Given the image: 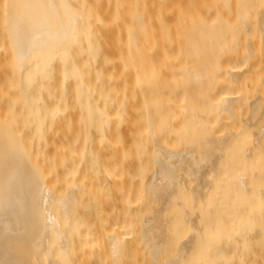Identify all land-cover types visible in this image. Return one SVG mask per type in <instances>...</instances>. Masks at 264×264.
<instances>
[{
  "label": "bare ground",
  "instance_id": "bare-ground-1",
  "mask_svg": "<svg viewBox=\"0 0 264 264\" xmlns=\"http://www.w3.org/2000/svg\"><path fill=\"white\" fill-rule=\"evenodd\" d=\"M21 1L27 6L30 5L28 0ZM41 1L38 5L41 6L42 3L45 5V8L43 6V9L42 7L40 9H45L44 17H49V20L45 22L53 23L51 25L46 23L51 29L46 27L47 25L44 27L40 21L39 24L42 26H37L36 21V23L31 22L33 25L36 24V27H32L28 17H26L27 23L29 22L32 27L30 30L19 22L24 21L25 17L16 21L18 14L25 13L23 11L22 14L20 8L27 9L26 13H29V7L30 12L32 9L36 11V4H31L36 8L35 6L25 8L18 3L20 6L17 5L19 8L17 11H15L16 6L13 10L11 5L6 12L8 26L6 30L10 37L8 48L12 51L10 57H13L11 60L15 77L13 80L17 85L15 91L19 93L15 94L20 95L21 98L18 99L21 101V103L18 101V104L19 107L21 105L22 110L18 111H22L23 116L20 115V117L26 118V124L22 122L25 125L28 124L30 127L28 129H31L34 135L30 137L32 136V141L36 138L37 143L40 140H48L46 138L48 124L58 114L57 110H54L56 108L48 103L49 97H56L57 101L53 98L55 101L52 99L53 102L50 103L58 106V101L63 100L64 95H69L64 94V90L68 92V86L72 84L73 87L70 88L73 89L74 98H71L73 97L71 94L69 98L73 101L77 97L75 100L77 103L74 106V102L70 100V104L73 105H69V108L77 107L81 100L78 88L81 87L82 76L80 75L83 74L79 65H84V62L80 64L81 55L79 56L77 49L81 50L80 48L83 47L78 44L77 39L87 32L82 26V29L81 27L77 29L81 16L70 17L72 11L68 8L66 11H70L69 19L66 20L68 15L63 18L65 7L72 6L69 3L70 0L64 1L68 5L61 0L65 5L63 8H61L60 0H58L60 8L53 7L54 10L58 8L59 15L63 19L66 18L65 22L59 17L58 11H55L57 13L55 17L56 15L47 8L50 2L55 5L58 1L55 0L52 3V0H48L50 2L47 4L45 0L42 3ZM32 2L34 3V0ZM240 2L237 4L232 20L220 13L221 15H217L213 23L206 19L201 20L196 23L193 31L187 33L186 45L188 44V49L191 48L189 51L186 49L190 61L187 63L189 59L186 57V64L180 68L181 74L183 73V82H181L183 86L180 89L184 88L183 94H186H184V106L181 104L185 123L183 119V131L180 135L182 137L179 138V142L172 143L169 140L160 139L161 125L156 126V123L153 125V120L149 118L147 133H151L148 137L152 138L150 150L152 165L144 187L148 209L139 227L141 243L148 254L147 257L144 255L147 258L144 260L149 259L148 263L144 261L146 264H264V64L259 61L260 48L256 42L257 39L264 41V9L259 8L253 11L252 0ZM9 9H11L10 14ZM74 10L73 15L75 12L80 15L77 8ZM38 12L37 15L36 12L34 13L36 18L42 14ZM8 16H16V19ZM34 16L32 14L30 17ZM73 17L77 22L70 23ZM142 18L141 11L134 13L135 26H131L129 35L131 58L137 59V62L138 54L135 59L136 52H133L135 49L141 51V46L137 45L138 40H141L143 36L139 30L144 32V28L143 30L139 28L143 24ZM9 19L16 21V25L19 23L23 25L22 28L15 26V23L10 25L12 22ZM57 19L60 21L57 22ZM82 23L84 22L81 21ZM65 24H68V28L64 27ZM74 24L78 26L74 27ZM94 27L91 31L89 29L92 40L96 39L92 35ZM211 29L214 30L211 31ZM77 30H84V33ZM212 33H215L214 36ZM210 34L212 40L209 37ZM138 36L141 39H138ZM83 37L86 40L87 36ZM207 38H210L208 44ZM81 44L83 45L84 42ZM205 44L210 47L208 48ZM84 49L83 51H86ZM90 51L93 52L89 55L86 51L87 55L89 57L94 55L92 58L94 60L96 45L92 46ZM140 53L143 55L142 52H139V55ZM228 55L229 58L232 56L231 60H234L235 55L238 58L239 62L235 59L238 64L233 60L230 61L227 58ZM89 57L86 56V60L90 59L88 61L91 63V57ZM4 58V61H7L5 64H8L10 58H7L8 60ZM227 59V62L231 64H223ZM83 60L86 61L85 57ZM90 63V67L86 65L89 72ZM137 64L139 65V62ZM10 68L11 66L9 70ZM140 71L138 72L141 75L145 70ZM84 72H87L86 80L88 71ZM13 76H9L10 79ZM88 84L89 89L90 83ZM54 88L56 92L59 91L56 96H54L55 91L54 95L52 93ZM64 102L66 104L68 101L64 100ZM64 102L60 101V104L64 105ZM64 110L68 109L63 108L62 111L65 112ZM12 122L3 119L0 114V264H92L89 259L85 261L87 257L85 259L84 255L87 252H84L85 247L80 242L82 236L80 234L84 232H80L83 227H80V224L83 220H80L81 210L78 211L77 206L78 202H81L79 199L82 198L79 197L80 192L77 193L76 190L83 184L72 182L71 185L67 184L68 188L65 190L63 186L64 191L58 190L59 184H56L58 185L56 187L53 183L56 181L53 174L56 173L59 163L55 166L53 164L55 171L51 164L49 165L53 170L48 167L50 169L47 170L48 172L44 166L40 167L41 164L50 163L48 162L50 158L46 159L49 153L46 154V151L41 150L45 154L43 155L45 160L38 154L40 153L38 150L37 154L33 152V155L32 146L37 144L33 145L35 142H32L30 137L27 141L23 134H20L24 131L19 133L18 127L15 129L16 126L20 128L19 124L22 122L19 121L16 126L12 125L14 124ZM39 157L47 162L40 163ZM52 172H54L52 174L54 181L49 175ZM58 175L57 173L56 179ZM115 229L111 230L112 233L109 231L107 236L113 258L115 255L117 257V254L123 256L119 255L123 250L121 243L123 244L125 239L121 236L126 233L123 232L124 228L116 229V232L119 229L123 230L122 234L115 233ZM85 234L87 236V233ZM82 241L84 242V239ZM87 251L91 253L90 250ZM119 261L124 262L122 259Z\"/></svg>",
  "mask_w": 264,
  "mask_h": 264
},
{
  "label": "crops",
  "instance_id": "crops-1",
  "mask_svg": "<svg viewBox=\"0 0 264 264\" xmlns=\"http://www.w3.org/2000/svg\"><path fill=\"white\" fill-rule=\"evenodd\" d=\"M9 1H11L12 4ZM13 1L14 0H0V94L4 93L8 87H14L17 89L16 81L13 80V79H15V77L13 76L14 71L12 70L13 65H12V61H11L13 57H10V56H12L10 53L12 51H10L9 50L10 48H8L10 46L9 45L10 37H8L9 35L7 34V30H6L7 29L6 28V26H7L6 25L7 24L6 12H7L8 8H11V5H12V9L15 10V8H16L15 11H17V9H19L17 5L20 6V4L25 6V8L31 6V4L37 5V8L35 5L31 6V8L32 7L34 8V6H35L36 11H34L35 9H32V11L30 12L31 9L29 7V9H28L29 13H26L27 9L25 10L24 8H22V9L20 8V12L22 13L23 11H25L26 14L22 13L24 16L21 14H18L19 17H17V19L15 18L17 16V14H15V13H13L16 15L15 17L10 16L11 19L15 18L16 21L25 17L24 21L21 20L19 22L21 24H24L26 26V28L28 27L29 30L32 29V27L35 26L36 24H37V26H39L40 25L39 21L44 27L47 24H50V25L53 24L51 21H50L51 23L49 21L45 22V21L49 20L48 19L49 17L48 18L44 17L43 11L45 9L41 10V9H43V6L45 8V5L42 3V2H44V0H42V1L40 0L42 3L41 6L38 5V4H40V1H38V0H34V3L32 2V0H30V1L28 0L27 2L28 3L30 2V5H28V6L25 3H22L21 0H18V2L15 0L14 1L15 3H13ZM19 1H21V3ZM23 1L26 2V0H23ZM53 1L55 2V0H52V3H53ZM57 1L58 0H56V2ZM64 1L65 0H62L63 3H66V5H68L67 4L68 1L67 0H66L67 2H64ZM47 2H48V0L47 1L45 0L46 4H47ZM60 2H61V0H60ZM60 2L59 1L57 2L58 5H56L57 3L55 5L53 3V5H52L51 2H50V4H47L48 6L46 5L47 8L50 9V12L52 11V13H54V15H56L55 17H57V13L55 11H58V15L60 14L59 10H58V8H60V7H58ZM62 2H61V6H62L61 8L65 7V5ZM163 2H164V0H139L137 3V8L139 11H141L142 17H143L142 18L143 24H141V25L139 24L142 27H139V28H141V30H143V28H144V32H140V30H139L140 34L143 33V34H141V35H143V36H141L142 39L140 38V36H138L139 37L138 39H141V40H138L137 46H141V51L140 50L137 51L135 49V51L133 53L136 52L135 53L136 56L134 55L135 59H136L137 54H138L137 58H139L138 62H139L140 68H139V65L137 64L138 63L136 61L137 59L132 60L133 57L131 58V56H132L131 49H129L128 53L125 55L122 53L117 54L115 51L112 52V54H110L109 50H107V56H106L107 60L108 59H113V60L116 59L119 61H122V59L126 60V63L128 66L127 86L129 89H131V87L133 85H135L137 82H144L147 84V87L144 90L138 91L135 93L134 99L131 98L132 95L130 92V94H128V96L130 98L128 101L125 102L124 106H122L121 102H119V99L116 98L117 92L122 91V89H123L122 85L110 86V84L108 83V80H107V76L109 74L116 75L117 73H120L122 71V65L123 64L120 62L116 71H112V69L108 65L105 66V26H104L105 25V14H104L105 3H104V0H91V12L90 13H89V0H70L69 3H71L72 6H67V7H65L66 9L64 8L65 10L63 12L65 14H63V18L68 15V17H66L67 19L65 18L66 20L69 19L70 11L73 12V10L77 8V11L78 12L80 11V15H78V13H76V12H75V15H73L71 12L70 17L76 16L77 18H79L81 16V18H83V20H80L81 18H79L78 25L79 24L80 25L78 26V25L74 24L73 26L74 27L78 26L77 29H79V27L82 26L83 29H86V31L88 32V33L87 32L84 33V30H82L83 32L80 30L82 33L85 34V35L84 34H81V35L87 36V38L85 37L86 40H84L83 39L84 37L80 35L81 38L79 37L77 39L79 41L78 44L83 47V48H80L81 50L77 49L79 56L80 55L82 56V57L80 56V58H81L80 64H82V62H84V65H79V67L81 66L80 69L82 70V74H83L80 76H82V78H84L83 80H85V78H86L85 76L87 73L84 71H88V75H87L88 77L86 79L88 81L85 80L84 81V82H86V84H85L81 78V83H80L81 87L78 88L81 91V93H80V91H78L79 97L81 96L80 97L81 100L79 99L80 101L77 104L79 107L77 105H76L77 107H74V108L78 109V113H79V141H80L81 156H83V154H84V144H86L85 145L86 152H87V154H90V156L93 158L95 151L97 150L99 142L104 141L105 138L107 140H111V141H116V140L121 139L123 141L128 142V145H131L134 140L139 138L137 136L140 134H147L150 137L151 133L150 134L147 133V132H149V128L147 129L148 123H150L149 118H151V120H153L152 121V123H154L153 125H156V124H157L156 126L161 125L160 126L161 133L159 134L161 137L160 139H162V140L165 139L166 141H168V140L169 141L170 140L176 141L182 137V136L180 137V135H182V132L180 131L179 133H177V130H176L177 126H183L185 123V118H183L184 115H182V113H183V106H184L183 103L185 100L184 94H186V93L183 94L184 88L180 89L183 86V85H181V82H183L182 81L183 73L181 74L182 71L180 70V68L186 64V61H187L186 57H188L187 59L190 58V56L188 54H186V52H187L186 49L189 51V49L191 48V47L189 49L187 48L188 44L186 45V43H187L186 39L188 37H186V36H187V33H189L191 30L192 31L194 30L195 24L188 26L187 22H189V20H194L198 17V15H196V0H166L165 3H163ZM9 3H10V7H9ZM18 3H20V4H18ZM207 3L209 5V7L211 8V11L207 16V21L210 23H213L216 19L215 0H207ZM174 4H176L178 6L176 13L174 15H166L165 10L171 8L172 5H174ZM54 6L58 7V8H56V10H54V8H53ZM205 6H206V1L204 0V2L202 3V6L199 5V11L201 10V12H203L204 16H206ZM13 7H15V8H13ZM38 7H39V9H40V7H42V8L39 10ZM67 8L70 11H66ZM71 8H73V10H71ZM9 10H10V12H9V14H10L11 9H9ZM46 10H48V9H46ZM35 12H36V15H37V12L39 14L42 13L41 15H38L39 16V17H37L38 19L36 18V15L34 14ZM66 12H69V13H66ZM31 13L33 14V16L35 15L33 18L30 17V16H32ZM45 13L47 14L46 11H45ZM28 15H30V16H28ZM42 15H43V17H42ZM89 15H90V17H89ZM26 17H28V19L30 18L29 19L30 23L31 22L36 23V21L38 23H36L35 25H33L31 23V25H32V27H31L30 23L29 22H28L29 24L27 23L28 19H26ZM59 17H61V16L59 15ZM53 18H54V16H53ZM65 19H63L64 22H65ZM9 20H8V22H9ZM31 20H35V21H31ZM159 20H162L164 22H159ZM16 21L13 22L10 20V22H12L10 25L15 23L14 24L15 26H19L22 28L23 25L22 26L19 25L20 24L19 22H18L19 24L16 25L17 24ZM52 21H54V20H52ZM59 21L60 20L57 19V22H59ZM70 21H71L70 23H72V21L74 23L77 22L76 20H74V17ZM81 21L84 23L81 24ZM181 22L186 23L185 26H183L182 28L180 27ZM66 23H67V21H66ZM88 23H90V24H88ZM68 24H65L64 27L67 26ZM42 25H40V26H42ZM91 25H92V27H91ZM132 25H134L133 22H132ZM46 27L50 28L48 25ZM69 27H72V25H69ZM74 27H72V28H74ZM82 27H81V29H82ZM90 27L91 28L94 27L93 33H96V34L92 33V35L94 37H96L95 40L93 39L94 41L92 40V38H90V37H92L89 34V29L91 31ZM40 28H42V27H40ZM67 28H68V26H67ZM212 30H214V29H211V31ZM78 31L79 30H77V32ZM137 31H138V29H137ZM74 34H75V31H74ZM86 34H88L89 36ZM212 34L214 36L215 33H212ZM210 36H211V34L209 35V37ZM210 38H207L208 39L207 40L208 42H206L207 44L209 43ZM169 39L171 41H173V43H174L173 45H170L168 43ZM205 39H206V37H205ZM82 40H84V41H82ZM91 40H92V42H90ZM211 40H212V38H211ZM86 41L89 43H85ZM80 42L81 43L84 42L85 46H83L84 44L82 45ZM213 42L214 41H212L211 43H213ZM207 44H205V45H207ZM79 45H78V47H79ZM87 45L90 47H88ZM94 45H96V52L94 53L96 60H95V58H94V60L92 59L94 57V55L92 54L93 57L90 56L91 57V63H90V61H88L90 59L86 60V56L89 57L88 56L89 53L91 54L93 52V51L91 52L90 50H92V46L94 47ZM212 45H214V43ZM207 46H208V48L210 47V45H207ZM84 47L86 49H84ZM76 48H75V50H76ZM208 48H206V49H208ZM83 49L88 51V55H87L86 51H83ZM88 49H90V50H88ZM211 49H213V47H211ZM83 52H85L86 54L83 55L82 54ZM139 52H142L143 55H141V53L139 55ZM207 52H210V51L207 50ZM207 52H206V54H208V56H210L209 53H207ZM4 57H6V60H8L10 58L8 60V64H5V62H7V61H4L5 60ZM84 57H85L86 61L83 60ZM234 57H235L234 60L233 59L232 60L234 62H236L235 59H238V58L235 55H234ZM227 58H229V55ZM231 58H232V56H231ZM231 58H229L230 61H232ZM80 60H79V62H80ZM135 61L137 63H135ZM189 61H190V59L187 61V63ZM227 61H228V59L223 64H226V63L231 64V62L228 63ZM10 62H11V64H10ZM86 62H88L86 65H89V63L91 64L92 70L90 68V72H89V68H87V66L85 65ZM10 66H11V68L9 70ZM84 66H85V68H84ZM88 67H90V65ZM141 68H142V70L143 69L145 70L144 71L145 73L143 72V74H141L142 76L138 72L141 70ZM172 68L178 69L176 75H172L170 73L169 69H172ZM85 69H87V70H85ZM11 71H12L13 78L10 79V77H12ZM158 72H160L162 74V76L158 80H155L154 79L155 74ZM144 74H146V75H144ZM143 76H145V77H143ZM141 77H142L143 81L141 80ZM143 78H145L146 82ZM12 80L15 82H13ZM11 82H13V83H11ZM178 82H179V84H178ZM70 83L71 82H69V84ZM83 83L86 85V87H84L85 85H83ZM88 83H90L89 89L87 88V86L89 85ZM67 86L65 87V89L67 88ZM70 87H73L72 84H70ZM70 87L68 86V88H69L68 92L69 93L67 92V90H64V94H69V95L71 94L72 95L73 89ZM54 91L56 94L53 93ZM16 92H17V90H16ZM57 92H59V91H57ZM57 92H56L55 88L52 91L53 95L55 94L54 96L57 95ZM11 94H10V97L6 98L5 100H3V101L0 100V108L9 107L11 101H13L14 98L17 101L21 102L20 100H18V99H21L19 97L20 95L17 96V94H15V96L12 97ZM69 95H67V96L64 95L63 97H65V98L63 100L60 99L61 102L62 101L64 102V100L68 101V102H66V104H68V105H66L65 102H64V105H61L63 103L60 104V101H58L59 102V103L57 102L58 106H54L56 104H52L50 102H53L54 99L56 100V97L55 98L53 97L54 99L49 97L50 99L48 98V103L50 105H53L54 108H56L54 110L55 111L57 110L56 111L57 113L61 112L63 108L69 110L72 108V107L69 108V105L70 106L73 105L72 103L70 104V102L72 101L71 98H74L73 95H72L73 97L70 96L71 98H69ZM66 97L69 98V100ZM75 97H76V94H75ZM82 98H83V100H82ZM76 99H77V97L75 98V100ZM75 100L73 99V101H72V102H74V106L77 103V102H75ZM84 100H85V102H84ZM115 100H116V102H115ZM181 104H183V106ZM65 105L68 107L66 108ZM53 107L51 106V108H53ZM57 107L59 109L62 107L63 108L60 109L61 111H59V109H57ZM145 108H149V111H147L145 114H139L138 112L133 110V109L142 110ZM56 112H55V114H56ZM179 115H180V118H177ZM183 119H184V123H183ZM70 121H71V116L69 117L68 115H65L64 116V123L69 124ZM124 121L128 122V126L126 128L120 127V128H118V131H116L115 127H118L119 124L123 123ZM50 122H52V121H50ZM182 123H183V125H182ZM149 137H148L149 141L152 142V138H149ZM65 139H68L67 129H65ZM89 140H91V141H89ZM101 155L103 156L104 153H100V155H97V157H99ZM112 156H114L113 150L109 148L106 152V157L110 161Z\"/></svg>",
  "mask_w": 264,
  "mask_h": 264
},
{
  "label": "rangeland",
  "instance_id": "rangeland-1",
  "mask_svg": "<svg viewBox=\"0 0 264 264\" xmlns=\"http://www.w3.org/2000/svg\"><path fill=\"white\" fill-rule=\"evenodd\" d=\"M138 1L139 0H104L105 66L108 65L110 66L112 71H116L120 62L123 64L122 71L120 73H117L116 75L109 74L107 76V80L110 86L122 85L123 88L122 91L117 92L116 95V98L119 99V102H121L122 106H124L125 102L129 100L130 97L128 96V94H130V92L132 95L131 98L134 99L135 93L144 90L147 87V84L144 82H137L135 85L131 87V89H129L127 86L128 66L126 60L125 59H122V61L116 59L107 60L106 56H107V50H109L110 54H112V52L114 51L117 54L122 53L125 55L128 53V50L130 49L131 46L129 39L130 38L129 35L131 32L130 29L132 22L135 23L134 13L136 11H139L137 8ZM205 1H206V6H205L206 16L203 15V12H201V10L199 11V5L202 6L204 0H196V15H198V17L194 20H189V22H187L188 26L194 24L196 25L197 22L204 19L207 20V16L210 13L211 8L209 7L207 0ZM240 1L241 0H215L216 17H218L217 15L222 13V15L227 17L229 20H232L234 17L233 15L235 13L237 4ZM252 1H253V5H252L253 11L258 10L259 8L264 9V0H252ZM165 2L166 0H164L163 3ZM177 8L178 6L174 4L172 5L171 8L165 10V14L174 15L176 13ZM90 12H91V0H89V13ZM159 22H164V21L159 20ZM185 24H186L185 22L184 23L181 22L180 27L182 28L183 26H185ZM256 42H257V46L260 48L259 57H258L259 61L261 62V64H264V41L257 39ZM168 43L170 45L174 44L173 41H171L170 39L168 40ZM237 62H239L238 59ZM169 71L172 75H176L178 69L172 68L169 69ZM161 76L162 74L158 72L155 74L154 79L158 80L159 78H161ZM15 92L16 91L14 87H8L4 93L0 94V100L3 101L6 98L10 97L11 93H12L11 96L14 97ZM18 103L19 102L16 99H13L9 107L0 108V114L3 117V119H5L8 122L13 121L14 124L12 125L15 126L16 124L17 125L19 124V121L20 122L23 121L26 124V120H25L26 118L25 117L24 119L21 118L23 116L21 114L22 111L20 112L18 111V110H22V108L20 109L21 105L19 107ZM15 109H17V111ZM133 110H135L139 114H145L147 111H149V108H145L142 110L140 109L139 110L133 109ZM20 115L22 116L20 117ZM65 115H68L69 117L71 116V121L69 124L64 123ZM182 115H184V113H182ZM16 118L18 119V121ZM177 118H180V115ZM23 122L19 124L20 128L19 126L16 127L13 126V127H15V129H17L18 127L19 133L24 131L20 134H23V137L27 139V141H29L28 139L30 135H33V133L31 132L32 131L31 129H30L31 131L28 129L30 128L28 127V124L25 125L23 124ZM48 126H49V129L47 130L48 132L46 131L47 134L46 138L48 140L45 139H44L45 141L40 140V142L38 141L39 143L38 144L36 138H34L33 141L35 143H33V145L37 144L39 147L35 145L34 146L35 148L32 146L33 150L31 148L30 150H32V154L33 152L34 154H37L36 151L38 150V152L40 151V153L38 154L42 156L43 155L45 156V154H43L44 152H41V150L46 151L45 152L46 154L49 153L46 155V159L48 160V158H50L48 160V162L50 163L40 165V167L44 166L46 171L47 170L49 171L50 169L53 170V168H54L53 171H55L54 166L58 165L59 163V165L57 166L58 168L56 167L57 168L56 173L53 174L54 172H52L49 174L51 176V179H53L54 177L56 180L55 182H53L54 181L53 179L52 182L55 185L59 184V187L57 188L58 190L60 189L61 191H64L65 189L68 188L67 187L68 185H71L72 182H76L77 184L80 185L81 183L83 184V186L81 185V187H79V189L76 190L77 193L80 192L78 194H80L81 196L79 195V197L82 198L79 199L81 200V202L79 201L78 206L77 205L76 206L79 207L78 211L81 210L80 211L81 213L78 212V214L80 213L79 216L80 220L81 221L83 220L80 224V227L82 226L83 227L82 229L79 227V230L81 229L80 232H84L80 234L82 235L81 238L84 236L82 238L84 239V242L82 241L81 238H80L81 240L80 242L81 245H84L83 247H85V249L83 250L86 251L84 252H87L86 255H84L85 259L87 257V260L85 261L90 260L89 262L92 264H96L97 262L98 264L101 263L117 264L118 260L122 259L124 262L119 261L120 264H126V263L146 264L144 261L147 260L146 257L148 254L147 251H145L144 245L141 243V234H140L141 229L139 227L142 217L145 215L148 209L147 208L148 205L147 202L145 201V196H144L145 182L152 165V160H151L152 157L150 156L152 142L149 141L148 135L147 134H140L138 136L136 135L139 138L134 140L131 145H128V142L123 141L121 139L116 141H111L105 138L104 141L99 142L97 150L95 151V154L92 158L90 154H87L86 152V148H85L86 144H84V154L83 156H81L80 141H79V113L77 108H71L65 112L62 111V113L60 114L58 113L53 118L52 122L48 124ZM127 126H128V122L124 121L123 123L119 124L118 127H115V130L118 131V128L120 127L126 128ZM65 129H67L68 132V139H65ZM182 129H183L182 126H177L176 127L177 133L182 131ZM169 142L176 143L179 142V140L169 141ZM36 147L39 149H37ZM109 148L113 150V154H114V156H112L110 161L106 157V152ZM34 149L36 150L34 151ZM100 153H104V155L97 157V155H100ZM40 158H41V160H39L40 163L47 162L44 161L45 159L42 160V157H39L38 159ZM62 161H64V163ZM60 163L64 167H62ZM49 164H51L53 168ZM48 167H50V169ZM57 173L60 176L58 175V178L56 179ZM60 178H62L61 179L62 182ZM63 180H65L66 182ZM57 186L58 185H56V187ZM79 203H81L80 206ZM115 222L118 223L116 224ZM113 227L116 229L124 228L123 230L125 231L121 229L117 231L121 234L122 231L126 232L125 235L122 234V236L118 234L119 236L121 237L124 236L125 238V239L122 238L124 239L123 244L121 243V246H123L121 247V249L123 250L120 251L121 253L123 251L124 252L122 254L121 253L119 254L123 256H118L117 254V257L115 255L114 258L110 252V244H108L109 240L107 238L108 234L110 233L109 231L111 230L113 231L114 229ZM116 229L114 230L115 233H117ZM85 233H87V236ZM85 243L87 244L85 245ZM141 245L144 248H142ZM87 250H90L91 253L89 254ZM112 259L113 260L116 259L117 262L115 263L116 260L113 261ZM91 260L93 261L91 262ZM146 262L148 263L149 259Z\"/></svg>",
  "mask_w": 264,
  "mask_h": 264
}]
</instances>
